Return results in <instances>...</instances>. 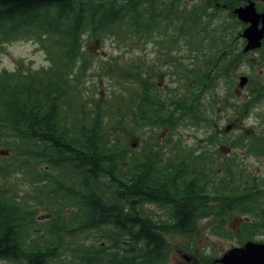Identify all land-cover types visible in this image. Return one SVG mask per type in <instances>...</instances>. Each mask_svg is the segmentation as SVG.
<instances>
[{"label": "trees", "instance_id": "1", "mask_svg": "<svg viewBox=\"0 0 264 264\" xmlns=\"http://www.w3.org/2000/svg\"><path fill=\"white\" fill-rule=\"evenodd\" d=\"M234 1L229 0L231 8ZM224 2L0 0V54L7 45L32 41L51 63L47 71L0 73V260L130 264L136 257L128 254H137L136 262H147L164 237L191 231L197 220H224L236 211L264 213L257 207L264 206V194L254 192L264 188V178L247 182L237 176L235 154L223 162V155L210 154L208 147L180 156L184 147L178 130L184 126L207 132L204 141L214 149L228 141L235 150L247 147L248 153L264 156V132L254 139L216 137L206 114L214 101L206 110L201 102L207 76L223 79L230 88V71L238 56H245L241 49H228L237 25L231 12L226 18ZM224 19L234 24L233 31L222 26ZM226 31L231 35L225 40ZM107 40L124 53L152 44L166 62L181 43L189 53L201 55L206 47L213 54L204 70H187L180 85L185 90L177 94L160 97L150 66L143 64L147 60L133 57L112 69L99 67L112 80L132 81L135 87L124 89L126 97L116 92L109 101L84 97L81 88L92 67L86 48ZM259 52L264 62L263 49ZM188 80L196 86L190 88ZM262 91L251 98L252 105L264 97ZM111 110L105 125L104 113ZM136 135L142 150L132 155L125 142ZM218 171L223 174L216 178ZM243 179V187H231ZM19 182L29 186L27 193L16 191ZM241 189L249 193L241 196ZM210 195L219 206L209 204ZM146 205L155 212L145 211Z\"/></svg>", "mask_w": 264, "mask_h": 264}, {"label": "rangeland", "instance_id": "2", "mask_svg": "<svg viewBox=\"0 0 264 264\" xmlns=\"http://www.w3.org/2000/svg\"><path fill=\"white\" fill-rule=\"evenodd\" d=\"M189 4H192V1L189 2ZM224 20V22H221L222 26L233 31L234 25L232 24V22L227 21L226 19ZM227 31L225 32V34H227V37L225 36V40L228 39L231 35H229ZM240 33V30L235 29L234 34H236V36L232 40L231 46L228 48L229 50L237 51L242 49L240 41L241 39L239 38V35H237ZM9 47L13 48L15 54L22 57L33 60L37 58L40 60L45 59L44 53L39 49V47L28 45V41L15 42L4 47V50L1 53L4 55H0V64H7L9 62V58L7 56L11 55L8 52ZM86 50V57L92 60V67L88 71L87 77L83 82L81 88L82 96H89L95 100L104 99V101L106 99H108L109 101L110 96L114 92H116L114 96L121 95L120 99L126 97L128 94L123 92L124 89H132L135 87V85L132 84V81L128 80H112L110 75L103 73L99 69L100 66H108V68L111 67L110 69H112L117 63H129L130 59H134L133 57L145 59L147 60V62H144L143 64H147L150 66V68L148 69V73L153 77V82L157 87L159 96L167 97L168 93L171 91L172 94L173 92L177 94L178 92L185 90V88H180V85L188 76L187 70H189L190 68H195L197 66L201 70H204V61L207 59H211L213 54L212 49L207 50L206 47L200 50L201 55L196 54V52L189 53L185 45L181 43L180 45H178V47H173L174 52L168 55V62H166L163 61V59L165 58L162 56L163 52L158 53V47L152 44H148L146 47H144V51L139 50V52L133 51L130 53H124L125 49L116 48L115 44L111 40H107L103 44H91L86 48ZM260 56L261 53L259 51L245 54V56H238L240 58L238 64L236 65L234 70L230 71L231 80L228 79V85H230V88L226 87L223 79L215 76L213 77L211 75L207 76V87L205 93L202 94L203 96L201 98V102L205 104L206 110L207 102L209 100L214 101L213 108L209 110V114L208 112H206V114L214 122L215 126L212 127V130L216 137H220L221 134H224L227 136H231L234 139L245 137L254 139V137L257 138L263 135L264 97L261 100L256 101L253 105L251 103V98L253 96H256L258 92L263 90L262 92L264 93V62L261 61ZM114 58H118L119 61L113 62L112 59ZM174 61H176L175 65L178 69L177 71H175L172 66V63ZM16 63L18 65L17 71L32 72L30 70V67H25L23 60H17ZM111 64L113 66H111ZM154 67L160 68L161 70H163V72H167V74L164 76L161 72L155 73ZM180 67L182 68L181 72L179 69ZM182 72L186 73V75L182 74ZM180 76L183 78V80ZM241 76H246L248 78V82L243 88H240L238 85L239 78ZM187 85L190 86V88H194L196 86V83L192 80H188ZM193 95H197V92L195 91ZM114 104H116L115 106H117V103ZM244 106H248L249 108L245 109L244 111V109H242V107ZM236 109H240L243 111L242 116H237V114L235 113ZM111 112L112 110L104 113L103 122L105 125L110 122ZM229 118L230 120L228 121ZM112 119H114L113 116ZM117 122L118 119L116 116L115 124L113 125L116 134L119 135L121 130L118 129L119 126H117ZM110 126H112V124H110ZM178 131L184 147V150L180 155L181 158L183 157L185 151H187V153L197 155L201 153L205 148H207L208 150L209 147L211 148L210 154L218 153L223 155V159L221 160L223 162H225V159L228 158L229 154H235V157L237 159L236 161L239 164L236 175L243 176L244 178L246 177L247 182L249 180L252 181L253 179L258 180L264 178V156L248 153L247 147L235 150L233 145H231L228 141L222 146V148L221 146H218L217 149H214V147L209 146L204 141L207 136V132H205L204 130H198L190 128L189 126H184L180 127ZM140 137V135L131 136L125 142V150L132 155L133 153L140 152L142 150ZM154 137L159 138V135ZM214 165L215 164H212L211 166ZM226 169H228L227 166ZM222 174L218 171V175L216 178L220 177ZM13 177L17 178V175H14ZM247 182L244 179L236 180L231 187L236 188L238 185H241L243 187ZM254 183L255 182H253V185ZM28 190L29 186L19 182L16 189L19 194L27 193ZM209 197L212 198V195H210ZM209 204L214 205L218 203L211 201L209 202ZM144 209L145 211L148 210L152 214L155 212V207H153L152 205H146L144 206ZM244 219V215L239 214V212L236 211L227 214L224 220L228 222H237ZM213 222H217L216 219L197 220V222L193 224L191 230H202V232L199 233V236H207L208 226H210L209 224ZM192 235L193 233H191V231H186L168 235V237L173 239L175 237L183 238ZM100 242L101 241L97 242L96 246H99ZM173 242H176V240H174ZM0 264L16 263L7 260H0ZM52 264H64V258H62L59 262H52Z\"/></svg>", "mask_w": 264, "mask_h": 264}, {"label": "flooded vegetation", "instance_id": "3", "mask_svg": "<svg viewBox=\"0 0 264 264\" xmlns=\"http://www.w3.org/2000/svg\"><path fill=\"white\" fill-rule=\"evenodd\" d=\"M161 3H169L171 1H179L183 4H189L196 0H151ZM202 1V0H200ZM206 2L210 0H205ZM225 2L221 4V9L224 10L226 18L230 12L233 16V21L236 23L238 30L243 31L250 26L249 23H243L234 13L236 9L245 7L249 3L254 4V9L256 13L262 14L264 11V0H236L235 6L231 8L229 5V0H224ZM219 6L220 4H216ZM229 7V8H228ZM234 25V24H233ZM258 27H261L259 23ZM241 46L244 47L246 41L240 37ZM264 53V40L262 42V47ZM222 156V154H221ZM223 159V158H222ZM240 195L244 193H249L244 189L238 191ZM256 194H264V189L254 190ZM213 197V195H212ZM208 200L217 202L213 198H208ZM210 201V202H211ZM212 206H219L218 204H212ZM262 208L264 212V206H257ZM245 219L237 222H228L225 220H216L208 226V235L199 236L202 230L192 229V236L186 237H164L159 243L157 248V253L153 260L147 262H136L140 259V255L128 254L129 257H136L135 261L130 264H223L222 260L230 251L238 258L241 257L242 251L253 250V252H246L245 256L247 258L254 259L259 252H264V213L258 216L246 214ZM197 222V221H196ZM195 222V223H196ZM176 240V242H173ZM247 245H252L246 247ZM258 250V251H257ZM256 251V253L254 252ZM262 256V255H261Z\"/></svg>", "mask_w": 264, "mask_h": 264}, {"label": "water", "instance_id": "4", "mask_svg": "<svg viewBox=\"0 0 264 264\" xmlns=\"http://www.w3.org/2000/svg\"><path fill=\"white\" fill-rule=\"evenodd\" d=\"M238 19L243 23H249L250 26L246 28L241 37L246 40V45L243 49L244 53L254 51L261 47L262 40L264 39V11L262 14L256 13L254 9V4L249 3L245 7L236 9L234 12ZM261 23V27L258 25ZM248 82V78L246 76H241L239 78V87L243 88ZM252 245H247L246 247H250ZM249 250V249H248ZM247 250V251H248ZM242 251V255L240 258L236 257L232 251L228 253L222 260L223 264H264V252H259L260 255H257L254 259H248V255L245 256L246 252ZM258 251V250H257ZM249 253L253 252V250H249ZM247 252V253H248ZM256 253V251H254ZM262 255V256H261Z\"/></svg>", "mask_w": 264, "mask_h": 264}, {"label": "clouds", "instance_id": "5", "mask_svg": "<svg viewBox=\"0 0 264 264\" xmlns=\"http://www.w3.org/2000/svg\"><path fill=\"white\" fill-rule=\"evenodd\" d=\"M28 45L30 46L34 45V47H39L38 44H33L32 41H28ZM8 52L11 54V55H7L9 58V62L7 64H0V72L6 71L8 74H14L18 69V65L16 63L17 60H23L25 67H30V70L34 73L41 71V69L47 71L48 69L51 68V63L48 59H43V60H40L38 58L34 60L28 59L15 54L12 47H9ZM0 55H4V54H0Z\"/></svg>", "mask_w": 264, "mask_h": 264}, {"label": "bare ground", "instance_id": "6", "mask_svg": "<svg viewBox=\"0 0 264 264\" xmlns=\"http://www.w3.org/2000/svg\"><path fill=\"white\" fill-rule=\"evenodd\" d=\"M248 259H250V258H248Z\"/></svg>", "mask_w": 264, "mask_h": 264}]
</instances>
